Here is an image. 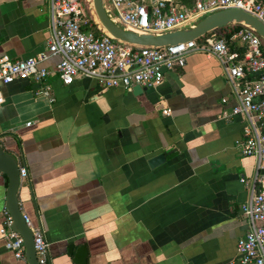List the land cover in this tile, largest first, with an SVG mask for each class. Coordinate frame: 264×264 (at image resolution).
I'll use <instances>...</instances> for the list:
<instances>
[{
    "label": "crops",
    "instance_id": "1",
    "mask_svg": "<svg viewBox=\"0 0 264 264\" xmlns=\"http://www.w3.org/2000/svg\"><path fill=\"white\" fill-rule=\"evenodd\" d=\"M47 38V0H0V55L34 56ZM170 72L177 82L165 72L138 94L88 77L65 85L55 74L45 79L49 98L35 96L26 77L0 85V145L25 169L16 198L43 226L46 264H72L81 244L100 264H239L235 243L247 228L240 205L249 195L239 179L255 165L235 145L243 119L220 117L234 99L213 55L190 51ZM6 187L0 173V223ZM0 264L27 262L0 238Z\"/></svg>",
    "mask_w": 264,
    "mask_h": 264
},
{
    "label": "built area",
    "instance_id": "2",
    "mask_svg": "<svg viewBox=\"0 0 264 264\" xmlns=\"http://www.w3.org/2000/svg\"><path fill=\"white\" fill-rule=\"evenodd\" d=\"M103 7L108 18L120 26L154 34L189 26L204 14L229 7L242 9L264 24V0H193L190 6L171 0H104ZM47 11L46 51L19 60L0 55V85L26 77L37 84L33 94L47 98L50 86L45 79L52 74L65 85L75 77H88L105 88L130 89L134 84L155 88L165 72L184 65L190 51L209 53L219 61L234 99L220 117L238 115L243 119L235 145L241 155L255 159L250 179H239L249 193L240 205L247 228L236 239L234 260L239 264H264V44L260 37L241 26L228 39L210 31L173 46H132L90 27L87 0H47ZM50 55L58 56L53 69L40 64ZM3 100L0 91V103ZM221 101L225 103L227 98ZM161 112L167 114L164 109ZM25 174V169L18 167L19 177ZM1 215L4 247L14 258H24L23 239L11 227L6 208ZM22 218L31 231L36 263L46 264L48 242L41 222L32 224L24 214Z\"/></svg>",
    "mask_w": 264,
    "mask_h": 264
},
{
    "label": "water",
    "instance_id": "3",
    "mask_svg": "<svg viewBox=\"0 0 264 264\" xmlns=\"http://www.w3.org/2000/svg\"><path fill=\"white\" fill-rule=\"evenodd\" d=\"M104 0H87L88 14L95 23L93 16L96 17L98 24L97 29L110 36L113 40L129 44L132 46H149L163 47L173 46L181 42L196 39L203 34L213 31L217 28L226 27L230 24H240L252 29L264 44V24L254 15L234 7L218 9L198 18L191 25L164 33L137 32L132 29L124 28L119 24L111 21L106 15L103 7ZM102 28H100L99 26ZM171 75L177 82L176 76L170 71ZM146 87L134 84L130 87L132 94H138L145 91ZM175 150L162 151L148 159L149 167L157 166L169 159ZM0 173L7 178V187L5 191V208L12 219V228L22 237L24 246V258L27 264H37L35 260L32 236L30 229L24 223L22 212L16 198L17 189L20 183L18 175V165L16 158L5 151L0 145ZM72 244L67 247L70 254ZM72 264H100L98 260L89 256L85 245H77L70 259Z\"/></svg>",
    "mask_w": 264,
    "mask_h": 264
},
{
    "label": "trees",
    "instance_id": "4",
    "mask_svg": "<svg viewBox=\"0 0 264 264\" xmlns=\"http://www.w3.org/2000/svg\"><path fill=\"white\" fill-rule=\"evenodd\" d=\"M86 16L88 18V23L90 24V27L94 31H96L97 30V27H96L95 23L93 22V20L91 19V17L89 16L88 13H87ZM240 28H241V25L240 24H230V25H228L226 27L214 29L213 32H215L218 37H224V38L228 39V37L232 33L238 31Z\"/></svg>",
    "mask_w": 264,
    "mask_h": 264
},
{
    "label": "rangeland",
    "instance_id": "5",
    "mask_svg": "<svg viewBox=\"0 0 264 264\" xmlns=\"http://www.w3.org/2000/svg\"><path fill=\"white\" fill-rule=\"evenodd\" d=\"M94 17V20H95V22L98 24V21H97V19H96V17L95 16H93ZM100 27V26H99ZM102 29V28H101Z\"/></svg>",
    "mask_w": 264,
    "mask_h": 264
},
{
    "label": "bare ground",
    "instance_id": "6",
    "mask_svg": "<svg viewBox=\"0 0 264 264\" xmlns=\"http://www.w3.org/2000/svg\"><path fill=\"white\" fill-rule=\"evenodd\" d=\"M93 19H94V17H93ZM95 21V20H94ZM96 23V22H95ZM135 31H137V30H135ZM137 32H139V31H137Z\"/></svg>",
    "mask_w": 264,
    "mask_h": 264
}]
</instances>
